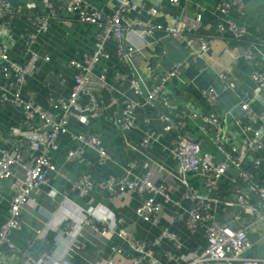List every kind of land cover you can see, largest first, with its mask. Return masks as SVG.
Wrapping results in <instances>:
<instances>
[{
  "label": "crops",
  "instance_id": "0c3cea01",
  "mask_svg": "<svg viewBox=\"0 0 264 264\" xmlns=\"http://www.w3.org/2000/svg\"><path fill=\"white\" fill-rule=\"evenodd\" d=\"M19 9L8 12L2 18L0 25V44L6 46L11 59L22 61L24 53V37L22 33L31 26L25 11L27 1L34 2L35 9H41L40 0H10ZM65 0H58L63 3ZM92 7L103 11L112 10L115 2L112 0H83ZM137 5V10L130 13L132 17H139L144 21L172 24L183 20L186 23L194 19L200 12L201 22L195 33L184 31L182 38L169 35L164 29H154L146 40L136 33H128L129 39L141 50L129 58H122L116 53L113 38L106 40L105 47L109 54L98 62L97 70L103 71L108 85H93L100 104L96 114L73 112L68 121L72 132L89 130L98 134L103 145L111 154V158L104 164L96 161V152L84 148L80 160L68 161L66 152L74 147H80V142L68 133H60L50 154L59 170L58 173H47L48 185L42 184L31 191L30 198L22 213L24 225L15 229L12 240L15 247L8 249L0 247V264H22L23 251L28 242L33 240L37 251H47L52 257L71 255L75 264L84 262L100 263L107 255L114 258V264H133L136 253L129 249L126 239L117 234L119 228L126 231L128 237L145 242L146 247L164 264H182L193 251L202 249L206 244V237L202 226L192 231L187 226L186 210L195 206V200L183 197L185 189L182 179L194 186L199 193H205L203 178L198 174L182 173L179 161L171 152L172 141L176 130L161 131L162 122L157 119L155 112L158 104L145 103L144 94L151 82V72L148 65L153 66L155 74L169 69L174 63H180L178 73L169 79L165 85L166 94L174 107L169 110V122L184 124L189 137L200 141L202 151L216 153L212 140L205 136L193 120L180 119V111L206 110L209 105L201 93L206 86L221 89L222 83L219 72L227 71L235 83L234 89L220 91L216 108L224 119V126L233 144L239 145L244 140L242 127L238 117H243L240 103L248 102L256 111H264V90L255 83L250 76L251 64L245 58L244 51L251 49L256 59L264 62V21L261 9L264 0H243V10H229L218 13L217 6L222 0H187L179 4L168 3L167 0H131ZM155 7L151 13L148 8ZM57 17L50 23L49 29L40 33L37 49L41 54H48V61L39 62L22 87L21 95L31 97L36 103L48 108L59 116L62 109L50 105L49 95L67 96L73 81L74 69L69 64L71 58L83 60L92 51L94 39L101 26L80 22L75 17L67 15L57 9ZM224 23L233 19L238 25L246 27L247 34L243 38H236L229 30L222 33L216 30V20ZM203 35L208 39L209 47L199 56L186 46L189 37L197 38ZM198 42H195V46ZM0 58V64H1ZM120 72L123 78H116ZM130 79H136L141 88L137 95L140 101L136 126L124 136L113 123L112 116L117 113L123 103L121 91L131 94ZM0 85L12 92V88L0 74ZM40 121L35 118L32 125H26L22 108L8 100L0 99V150L9 147L11 142L19 144L22 161L31 163L34 152L28 147L26 140L20 139L12 127H20L22 132L39 130ZM254 126L258 122L252 123ZM181 126V125H180ZM177 130L182 133V128ZM186 131V132H187ZM184 133V132H183ZM264 135V130L263 133ZM144 137L150 141L142 143ZM152 139V140H151ZM18 141V142H17ZM261 156L262 162L254 164V159ZM264 148L250 151L241 163L242 169L250 170L255 180L264 185ZM139 176L148 171L157 182H165L171 198L179 204L164 201L160 196L161 209L150 220H143L136 212V206L143 196L130 189L124 191L109 190L106 179L109 175L121 176L127 170ZM16 176L24 175V168L20 164L13 166ZM83 171H89L94 180V187L86 195L80 194L72 187V183L79 178ZM233 170L227 171L220 186L231 190L226 198H232L234 184L230 177ZM241 184V183H238ZM52 186L56 194L51 197L46 190ZM12 195L11 179H0V223L8 216V205ZM256 203L257 199H252ZM182 213V215H178ZM239 215L247 223L248 237L252 243L247 253L264 256V223L255 218L254 213L239 211L233 207L223 206L217 211V217L223 221L234 222V216ZM86 217L89 223L86 222ZM105 217V221L102 220ZM239 217V218H240ZM167 227L176 235L177 243L169 237H159L161 229ZM38 230L37 234L36 231ZM159 237L158 242L155 239ZM119 247V251L113 247ZM47 261L45 264H49ZM137 264H146L143 260ZM232 264H242L233 261Z\"/></svg>",
  "mask_w": 264,
  "mask_h": 264
},
{
  "label": "built area",
  "instance_id": "2783aa9c",
  "mask_svg": "<svg viewBox=\"0 0 264 264\" xmlns=\"http://www.w3.org/2000/svg\"><path fill=\"white\" fill-rule=\"evenodd\" d=\"M40 1L42 3L41 9L34 10L35 3L32 1H27L24 8L31 26L22 33L24 37L23 60L11 59L6 46L0 44V58L2 61L0 74L12 88V92H10L0 85V99L8 100L21 107L25 115L26 125H32L35 118L40 121L39 130L28 133L22 132L20 127H12L13 131L20 135V139L26 140L28 147L33 150L34 155L31 163L22 161L19 144L14 141L11 142L9 147L0 150V179L10 178L12 188L8 216L0 223V247L4 246L8 249L15 247L12 240L13 231L24 225L22 213L30 198L31 191L42 184L48 185V172L58 173L59 171L50 151L54 148L60 133H68L81 144L80 147L71 148L66 152L65 157L68 161L80 160L81 151L85 147L96 152L98 164H104L111 158V154L103 145L98 134L89 130L72 132L68 127V121L73 112L96 114L100 109V104L97 96L92 91V87L96 84L110 86L105 73L97 70L98 62L109 56L105 47L106 40L113 38L116 53L119 57L129 58L135 52L141 50V46L133 43L129 39L128 33H136L140 38L146 40L154 29L162 28L167 34L182 38L184 31L195 33L201 22L200 12L196 13L194 19L188 23L178 20L172 24L162 25L144 21L139 17L129 15L137 10V5L131 0H112L115 2V7L109 11L92 7L83 0H65L63 3H59L58 0ZM167 1L171 4H179L187 0ZM243 6V0H222L218 3L217 10L221 14L231 9L241 12ZM18 9V7H14L10 0H0V25L5 14ZM57 9L63 10L67 15L75 17L80 22L101 26L95 36L92 51L83 60L77 58L69 60L70 66L74 69V75L68 95H49L48 97L50 105L62 109L59 116L36 103L30 96L24 98L21 95L22 87L28 77L34 73L39 62L49 60L48 54H41L38 51L37 42L39 34L47 31L50 23L56 19ZM148 10L151 13L156 12L155 7H149ZM260 13L264 21V8L261 9ZM215 23L216 30L220 33L229 30L236 38H243L247 34L246 27L238 25L233 19L224 23L219 18ZM196 41L198 42L197 46H195ZM185 44L191 49V54L196 52L199 56H202L209 47L208 39L201 34L195 39L194 37L186 38ZM244 55L252 66L251 79L264 90V62L256 59L251 49L244 51ZM179 65L180 63H174L169 69L156 74L153 66L148 65L152 76L148 91L144 94V102H156L159 105L155 114L157 119L162 122L161 131L176 130L171 152L179 161L180 171L184 174L200 175L206 187L205 193H199L186 178L181 180L185 187L182 191L183 197L194 199L196 202L195 206L186 210L185 221L187 226L192 231L202 226L206 237L205 246L200 250L193 251L182 264H232L233 261L237 260L241 261L242 264H264V256L247 253L252 243L248 237L247 223L244 218L235 215L234 222L231 223L217 217L219 208L227 206L239 211L254 213L255 218L262 220L264 223V185L255 180L253 172L241 168V163L248 152L264 148V135L262 134L264 130V111H256L249 106L247 101H241L240 109L245 121L240 117L237 120L242 127L244 140L239 145L233 144L225 130L224 119L217 111L216 103L220 91L234 89L235 83L231 80L227 71L219 72V79L222 83L220 90L211 85L201 89V93L209 105L208 109L188 112L182 110L177 113L180 119L190 118V120L195 121L196 127L212 140L216 151L220 152L222 158L217 157L216 153L202 151L200 141L189 137L188 131L181 123L182 120H179L176 124L175 122H169L167 119L168 112L172 110L174 104L171 103L166 94L165 85L169 79L177 75ZM115 76L116 78H123L120 72H116ZM130 84L131 94L121 91L123 105L111 117L123 136L136 126L137 109L140 106V101L137 98V95L141 94L139 82L136 79H130ZM253 122H258L259 125L254 126ZM178 128H182V133L177 130ZM149 141L147 137H144L142 143L146 144ZM261 162V156L254 159L256 165ZM15 164H20L24 168L22 177L15 175L13 171ZM229 170L234 171V174L230 177L235 187L233 197L225 199L214 197L212 193L220 187L221 180ZM151 175V172L148 171L145 175L139 176L128 169L121 176L109 175L106 179L109 190L124 191L130 189L143 196L142 201L136 206L135 212L140 218L147 221L158 214L161 209V202L157 199V196H160L166 202L171 201L173 204H179L178 200L171 198L168 185L165 182L155 181ZM49 187L46 193L53 197L56 191L52 186ZM72 187L82 195L88 194L94 187L92 174L89 171H83L79 178L72 183ZM254 197L257 199L256 203L252 201ZM178 215L181 216L182 213ZM105 219V217H102V220L105 221ZM86 222H90L87 217ZM37 232L38 230L36 234ZM117 234L126 239L129 249L136 253L133 264L143 260L146 261V264H164L151 253L144 241L128 237L123 228H119ZM162 236L169 237L177 243L176 235L167 227L161 229L159 237ZM159 237L155 239V242H158ZM32 241L28 242L27 248L23 251L22 264H45L47 261H50L49 264H75L71 255L53 258L45 250L37 251ZM119 249L117 246L113 247L115 251H119ZM82 264H114V258L107 255L100 263L87 261Z\"/></svg>",
  "mask_w": 264,
  "mask_h": 264
},
{
  "label": "trees",
  "instance_id": "16d2710c",
  "mask_svg": "<svg viewBox=\"0 0 264 264\" xmlns=\"http://www.w3.org/2000/svg\"><path fill=\"white\" fill-rule=\"evenodd\" d=\"M230 193H231V190L220 186L215 192L212 193V195L220 199H225L228 195H230Z\"/></svg>",
  "mask_w": 264,
  "mask_h": 264
}]
</instances>
